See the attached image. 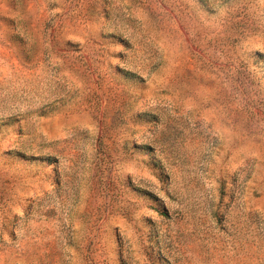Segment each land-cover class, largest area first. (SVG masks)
Returning <instances> with one entry per match:
<instances>
[{
    "label": "rangeland",
    "instance_id": "rangeland-1",
    "mask_svg": "<svg viewBox=\"0 0 264 264\" xmlns=\"http://www.w3.org/2000/svg\"><path fill=\"white\" fill-rule=\"evenodd\" d=\"M0 264H264V0H0Z\"/></svg>",
    "mask_w": 264,
    "mask_h": 264
}]
</instances>
